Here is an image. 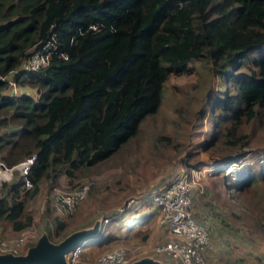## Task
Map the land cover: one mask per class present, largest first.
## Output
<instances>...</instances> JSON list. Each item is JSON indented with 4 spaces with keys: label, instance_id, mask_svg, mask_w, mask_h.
Returning a JSON list of instances; mask_svg holds the SVG:
<instances>
[{
    "label": "trees",
    "instance_id": "1",
    "mask_svg": "<svg viewBox=\"0 0 264 264\" xmlns=\"http://www.w3.org/2000/svg\"><path fill=\"white\" fill-rule=\"evenodd\" d=\"M44 45L47 65L14 76L36 97L5 95L7 83L0 79V129L8 128L0 133V165L34 154L25 174L29 188L21 176L0 184V225L20 231L31 224L29 202L41 183L52 189L63 176L71 190L105 168L136 163L141 123L156 111L165 80L188 73L190 62L211 61L227 90L213 97L212 130L200 144L221 155L208 177H221L231 200L256 210L249 218L262 229L264 197H243L264 183V149L253 151V165L242 158L264 123V0H0V76ZM1 177H7L3 170ZM50 205L43 208L46 218ZM74 209L45 226L61 232ZM151 216L127 220L120 234ZM117 237L99 231L80 247Z\"/></svg>",
    "mask_w": 264,
    "mask_h": 264
},
{
    "label": "rangeland",
    "instance_id": "2",
    "mask_svg": "<svg viewBox=\"0 0 264 264\" xmlns=\"http://www.w3.org/2000/svg\"><path fill=\"white\" fill-rule=\"evenodd\" d=\"M188 66L190 68L188 73L168 76L163 84L156 111L142 121V131L136 147V153L138 152L136 163L131 164L125 161L98 173L96 188L103 182L108 187L100 188L98 191H95L96 188L93 191L89 189L85 196L77 201L72 215L65 219V226L61 232H54V226L51 224L49 227L45 226L49 219L56 215L55 210L50 209L47 218L42 212L46 203L51 204L55 192L70 190L67 179L63 176L59 177L56 186L52 189H48L45 183H41L35 198L29 202L33 215L32 222L20 231L27 230L36 237L46 230L50 239L57 241L62 235L99 219L101 233H114L120 237L99 246H81L74 263L93 264L96 258L108 249L137 243L143 255H154L166 264H173L163 254L153 250L155 246L172 237L167 227L161 222V209L155 203L143 204L139 201L127 206L121 213L118 208L125 207L129 199L143 197L144 192L161 185L180 168L187 171L192 168H201L198 180L204 192L198 193L193 198L192 208L195 204L201 206L199 214H196V217L193 216L195 221L206 226L209 233L208 257L206 258L204 254L206 262L208 264H264V235L260 233L264 232V225L262 229L255 230L249 218L257 211H248L249 209L242 204V200L235 198L231 200L229 195L232 190L223 189L221 177L216 182L208 177L213 168L210 163L216 162L218 158L221 159V155L200 147L206 135L212 130L209 117L211 101L224 86L219 75L213 72L218 67L211 61L205 63L193 61ZM18 86V94L26 92L36 97L33 90ZM223 90L226 91L227 88L224 87ZM3 93L6 95V88ZM13 125L14 123L11 124ZM6 129L8 128H1L0 133ZM249 144L252 147L244 148L247 154L242 159L245 163L253 165V151L264 149V123L251 136ZM230 168L231 166L226 167L225 172L227 173ZM0 169L3 168L0 166ZM255 170L258 171L257 167ZM19 176V170L14 169L7 177L0 178V184L4 181L16 180ZM252 190L254 192L244 194L246 197L243 199L246 202H255L264 197L263 182L259 187H252ZM144 213L151 214V219L144 224L136 225L129 234H120L127 220ZM113 214L115 215L109 220ZM20 231H13L9 225L1 224L0 241H10L18 236ZM33 240L35 239L27 238L25 245H31L34 243ZM173 261L181 264L177 260Z\"/></svg>",
    "mask_w": 264,
    "mask_h": 264
},
{
    "label": "built area",
    "instance_id": "3",
    "mask_svg": "<svg viewBox=\"0 0 264 264\" xmlns=\"http://www.w3.org/2000/svg\"><path fill=\"white\" fill-rule=\"evenodd\" d=\"M32 50L30 54L9 72L0 76V79L7 83L6 95L11 96L18 93L14 76L20 71H36L48 63V52L44 49ZM34 159V154L22 158L10 168L1 166L4 172L10 174L12 170L18 169L22 177V187L27 189L31 186L30 181L25 178V174ZM219 160V159H216ZM201 168H192L189 171L180 168L173 176L161 185L146 191L143 197L135 200L129 199L125 207L118 208L123 212L127 206L134 204L138 199H151L161 209V222L167 227L171 238L153 248L155 252L163 254L172 260H177L181 264H208L204 257V249L207 246L209 233L207 228L195 221L192 212V197L195 193L203 192V187L199 182ZM8 176V175H7ZM96 183V176L86 178L81 185L65 192H55L51 199V206L56 214L65 217L70 213L77 203L83 198L86 192ZM33 233L27 230L20 231L18 236L10 241H0V251L10 250L21 252L25 249L27 238L35 239ZM33 240V241H35ZM18 249V250H16ZM21 249V250H20ZM140 245L137 243L121 245L108 249L100 254L93 264H126L130 260L143 255ZM80 246L69 251L67 258L70 263H74L79 254Z\"/></svg>",
    "mask_w": 264,
    "mask_h": 264
},
{
    "label": "water",
    "instance_id": "4",
    "mask_svg": "<svg viewBox=\"0 0 264 264\" xmlns=\"http://www.w3.org/2000/svg\"><path fill=\"white\" fill-rule=\"evenodd\" d=\"M100 220L95 219L89 225L76 228L59 240L50 239L48 232H42L21 252L0 251V264H81L70 263L67 253L80 246L87 238L99 232ZM126 264H166L154 255H141ZM169 264V263H167Z\"/></svg>",
    "mask_w": 264,
    "mask_h": 264
},
{
    "label": "crops",
    "instance_id": "5",
    "mask_svg": "<svg viewBox=\"0 0 264 264\" xmlns=\"http://www.w3.org/2000/svg\"><path fill=\"white\" fill-rule=\"evenodd\" d=\"M197 195H195V197H196ZM204 208V207H203ZM200 210H201V206L200 205H196L195 204V206H193V212H194V216L196 217V214H199V212H200ZM208 248H209V245H208V243H207V246H206V248L204 249V254H205V257L207 258L208 256H207V254H208ZM165 256V255H164ZM167 259H169V261H172L170 258H168L167 256H165ZM172 263H173V261H172ZM174 264H176V263H174Z\"/></svg>",
    "mask_w": 264,
    "mask_h": 264
},
{
    "label": "bare ground",
    "instance_id": "6",
    "mask_svg": "<svg viewBox=\"0 0 264 264\" xmlns=\"http://www.w3.org/2000/svg\"><path fill=\"white\" fill-rule=\"evenodd\" d=\"M3 173L7 176L8 174L6 172L3 171Z\"/></svg>",
    "mask_w": 264,
    "mask_h": 264
}]
</instances>
